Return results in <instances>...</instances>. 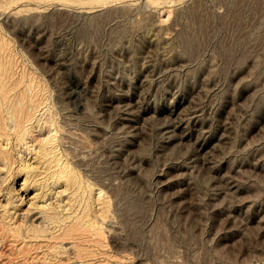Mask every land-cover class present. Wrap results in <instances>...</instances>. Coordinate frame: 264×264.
<instances>
[{
    "label": "rangeland",
    "instance_id": "374dc122",
    "mask_svg": "<svg viewBox=\"0 0 264 264\" xmlns=\"http://www.w3.org/2000/svg\"><path fill=\"white\" fill-rule=\"evenodd\" d=\"M10 106L0 264H264V0H0ZM12 196L79 253L19 237Z\"/></svg>",
    "mask_w": 264,
    "mask_h": 264
},
{
    "label": "bare ground",
    "instance_id": "6f19581e",
    "mask_svg": "<svg viewBox=\"0 0 264 264\" xmlns=\"http://www.w3.org/2000/svg\"><path fill=\"white\" fill-rule=\"evenodd\" d=\"M22 114L17 108L8 107L7 118L4 121L5 125H0L1 130H5L7 127L15 132H21L26 135L25 126L21 125L23 118ZM30 116V115H29ZM28 116V117H29ZM29 120V119H28ZM24 131V132H23ZM47 149L45 147L40 148L41 156L47 157ZM36 168V167H35ZM27 170L28 180L32 181L30 173L34 168H25ZM66 165L61 169L60 173H64ZM53 172H56L54 170ZM34 178V177H33ZM7 179L5 172L0 170V186ZM35 182H38L36 179ZM46 180L43 184L40 183V186L45 188ZM57 184H52V187L55 188ZM14 196L10 197L8 200V205L12 207L5 211L4 217L8 219V226H10L13 231L19 235L22 239H27L29 241L34 240H43L46 238L51 241V249L54 253L55 259L64 260L68 256V253H79V246L72 244L69 247L64 245L63 241L66 237H70L77 229L81 226L80 222L73 223L69 225L64 218V214L57 209V205L50 202L49 205L33 211L27 209L25 211H20L19 207L14 202ZM47 207V208H46ZM1 243V240H0Z\"/></svg>",
    "mask_w": 264,
    "mask_h": 264
}]
</instances>
